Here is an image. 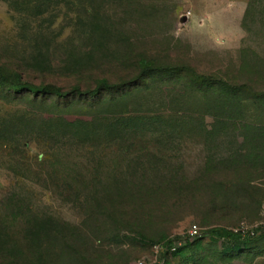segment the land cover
<instances>
[{
  "label": "rangeland",
  "instance_id": "obj_1",
  "mask_svg": "<svg viewBox=\"0 0 264 264\" xmlns=\"http://www.w3.org/2000/svg\"><path fill=\"white\" fill-rule=\"evenodd\" d=\"M0 68V264H264L205 237L264 223V0H0Z\"/></svg>",
  "mask_w": 264,
  "mask_h": 264
},
{
  "label": "trees",
  "instance_id": "obj_2",
  "mask_svg": "<svg viewBox=\"0 0 264 264\" xmlns=\"http://www.w3.org/2000/svg\"><path fill=\"white\" fill-rule=\"evenodd\" d=\"M140 65L143 68L142 72H141V74H142L141 77L150 72L149 65H147V62L141 61ZM2 72H3V69L0 68V74H2ZM96 84H97V88L93 92L95 94L100 92V91L113 88V85L110 83V81L107 78H102V79L98 80ZM9 90L14 95H16V94L21 93L24 90V88L22 87V84L17 83V84L10 85ZM28 90H30L31 92H38L39 91L38 87H36V86L29 87ZM53 93H54L55 97L57 98V100H59V101H61L62 99H64L66 97V95L63 93V90L59 89V88H54ZM81 94H85V93L78 86L74 90H72L71 96L81 95ZM200 236H201V233L198 237H196L193 240H189L186 237L183 240V242H184V244L191 245V244H193L194 241H196L197 239H200ZM205 237H207L209 239H213L215 241H220L222 243H225L226 245H230L229 249H231V250H241L243 248H249L255 241L263 238L264 233L257 234L255 236H251L248 233L242 234V233L234 232L233 230H229V229L214 228V229H210L209 231H207L205 233ZM169 243L167 245H164V250L160 254L161 259L163 258V256H166L168 254H172L170 252V249L174 245H173V243L172 244L171 243L169 244ZM177 252L178 251L176 248V251L174 252V254H176Z\"/></svg>",
  "mask_w": 264,
  "mask_h": 264
},
{
  "label": "built area",
  "instance_id": "obj_3",
  "mask_svg": "<svg viewBox=\"0 0 264 264\" xmlns=\"http://www.w3.org/2000/svg\"><path fill=\"white\" fill-rule=\"evenodd\" d=\"M234 232H238V233H242V234H245V233H248L249 235L251 236H255L257 234H261V233H264V223H262L261 225L255 227V228H252V229H245L244 227L238 229V230H235ZM200 235V230L197 226L193 225L189 228L188 232H187V238L189 240H193L195 239L196 237H198ZM176 248L177 246L174 245L172 246V248L170 249V252L173 253L176 251ZM164 250V245H160V246H157L155 247V253H156V257L154 259V261L152 263H146V262H139L138 264H158V256H160V254L163 252Z\"/></svg>",
  "mask_w": 264,
  "mask_h": 264
},
{
  "label": "water",
  "instance_id": "obj_4",
  "mask_svg": "<svg viewBox=\"0 0 264 264\" xmlns=\"http://www.w3.org/2000/svg\"><path fill=\"white\" fill-rule=\"evenodd\" d=\"M183 22H184V19H183Z\"/></svg>",
  "mask_w": 264,
  "mask_h": 264
}]
</instances>
